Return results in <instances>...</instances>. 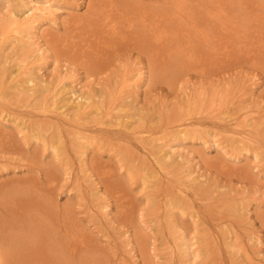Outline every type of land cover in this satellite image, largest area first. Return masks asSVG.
<instances>
[{"label":"rangeland","instance_id":"1","mask_svg":"<svg viewBox=\"0 0 264 264\" xmlns=\"http://www.w3.org/2000/svg\"><path fill=\"white\" fill-rule=\"evenodd\" d=\"M36 1L42 5L46 0ZM88 1H77V15L88 11ZM75 2L54 1L57 23L45 27L53 34H66L65 21L74 14ZM17 8L21 6L16 0H0V21L8 18V9ZM47 38L42 40L48 52L42 69L34 70L52 90L40 88L38 94L27 90L23 96L16 89L10 80L19 69L15 46L9 40L7 48L0 45V186L7 185L3 191L40 184L51 201L55 198L60 207H69L98 244L90 260L74 259V264H264V71L245 62L170 81L150 77L145 56L121 45L124 49L117 47L108 56L103 71L90 76L80 62L56 56ZM139 77L146 78L136 80ZM58 91L60 101L55 97ZM73 92L89 98L87 108L77 107ZM223 92L229 96L228 116L235 120L215 122L204 113L171 120L170 115L184 114L200 94L205 100ZM8 93L7 99L1 97ZM102 100L106 106L110 102L116 106L115 111L128 119V128L109 116L101 123L89 103L95 106ZM76 122L85 126L84 134L73 130ZM239 127L258 128L260 143L243 144L234 131ZM187 128L188 132L182 131ZM150 137L175 148L159 175L158 164L144 147V138ZM12 198L9 194L7 201ZM57 210L52 208V220L59 222L62 215L56 216ZM4 212L0 196V215ZM29 216L23 215L24 232L14 231L27 239L20 250L29 248L12 262L2 258L1 264L48 259L32 248L43 244L42 240L34 244L33 239L48 237L44 231L51 232V217L44 216L41 223L32 216L40 223L31 227ZM208 242L215 243L211 253L205 249ZM52 259L56 260L54 255Z\"/></svg>","mask_w":264,"mask_h":264},{"label":"bare ground","instance_id":"2","mask_svg":"<svg viewBox=\"0 0 264 264\" xmlns=\"http://www.w3.org/2000/svg\"><path fill=\"white\" fill-rule=\"evenodd\" d=\"M54 1L56 0H46L40 5L36 0H16L21 8L8 9L6 15L8 18L0 21V45L4 44L5 46L7 40H9V44L13 43L15 46L13 55L18 60L17 75H11L10 80L20 91V94L23 93V96L27 90H32L33 94L39 92L40 88L49 92L52 90V86L44 83L45 79L40 78V75L37 74L42 69L41 61L47 52L43 47L44 42H42L44 36H48V43H52L51 48H54L56 56L70 59L76 63L80 62L90 76L103 71L106 62L111 58L108 56L115 53L117 47L121 48V45L137 49L145 56L146 61L149 62L146 64L149 65L147 68H150L151 71L150 77H169L170 81L175 77L203 75L207 72L239 66L245 62L264 71V0H89L88 11L82 15L81 13L80 15L76 14L78 13L76 10L80 6L77 2L80 0H76L77 3L75 2L73 5L74 14H71L65 21L66 34L64 32L62 35L55 33L58 37L53 34L55 31H49V27H45L48 22L54 23V25L57 23ZM38 31L41 35H38ZM103 51H107L109 54H105ZM145 78L139 77L136 80L143 81ZM64 92L63 94H68L69 90H64ZM61 94V91L57 92L56 100L60 101ZM214 94L207 96L205 100L200 94L199 98L197 97L192 104L190 103L191 107L185 109L184 114L181 111H175L170 115L171 120L180 121L193 113H197L199 116L204 113L215 122L219 119L226 124L232 119L235 120V118H230V115L228 116L226 110L225 102L229 97H227L228 93ZM73 95H75L73 100H77L78 108L87 105L86 101L89 98L76 94V92H73ZM8 96L9 93L5 97L3 95L1 97L7 99ZM100 102L95 103V106L89 103V106L93 108L94 114L99 115L101 123H105L104 118L109 116L115 118L118 125L128 128V123H126L128 119L125 121L124 115L115 111L116 106L111 107L110 101L108 106L105 105L104 100H102L103 103ZM189 102H192V99ZM241 105L238 106H244ZM85 107L87 108V106ZM230 109L232 108L230 107ZM48 111L52 112V109H48ZM89 113L92 114V112ZM232 115L234 117L233 113ZM245 116L246 113L242 118ZM242 124L244 125V123ZM257 124L260 125V123ZM72 128L75 132L81 133L85 126L82 122H76ZM244 129L245 127L243 130L240 127L234 129L235 134L242 136V139H239L243 140V144L246 143L247 146H250L259 142L261 136H259L258 128L255 131H245ZM182 131L188 132L189 130L187 128ZM144 139L146 141L144 147L151 153L154 163L158 164L156 174L159 175L162 168L166 167L164 165L165 158L169 157L168 155L172 158L175 148L166 142H160L155 137L156 141L150 140L152 137ZM144 139H141L142 143ZM161 139L163 138L161 137ZM235 141L238 140L235 139ZM165 146L168 147V151ZM109 172L108 174H110ZM175 179L177 178L175 177ZM165 182L168 181L165 180ZM6 186H0V196L3 210H5L4 214L0 215V249L2 250L0 264L3 262L2 258L4 261L12 262L18 258L17 255L29 248L25 246L20 250L21 243L27 240L26 236L14 234V231L17 230V233L21 234L27 228L26 221L23 220L25 214L30 215L27 217V223L31 227L45 221L42 219L44 216L46 219L51 217L48 222L51 232L44 231L48 237L33 239L34 244H40L41 240L43 244L36 245L32 251L38 250L48 257V259L46 257L40 259L37 264H74V259L80 258H82L79 260L80 262H87L96 253L94 251L92 253L91 250L98 251V244L88 233L89 231L87 232L82 224L80 223V225L76 218L72 217L69 207L68 209L60 207L57 202L55 203V198L54 201H51L52 196L48 192L45 194L46 190L44 191L43 186L37 184L23 190L13 186L15 190L12 187L11 190L3 191ZM9 194L14 198L8 202ZM52 208L58 209L56 216L62 215L59 222L52 220ZM32 216L40 222H37ZM208 243V245L206 243L205 249L211 253L210 247H215V243ZM53 255L56 260L52 259ZM148 259L151 260L150 257ZM99 260L100 258L97 261Z\"/></svg>","mask_w":264,"mask_h":264}]
</instances>
